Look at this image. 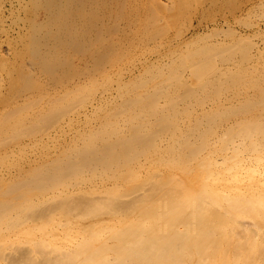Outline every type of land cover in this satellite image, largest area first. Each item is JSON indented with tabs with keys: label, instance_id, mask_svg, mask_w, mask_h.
I'll use <instances>...</instances> for the list:
<instances>
[{
	"label": "bare ground",
	"instance_id": "bare-ground-1",
	"mask_svg": "<svg viewBox=\"0 0 264 264\" xmlns=\"http://www.w3.org/2000/svg\"><path fill=\"white\" fill-rule=\"evenodd\" d=\"M263 29L264 0H0V264H264Z\"/></svg>",
	"mask_w": 264,
	"mask_h": 264
},
{
	"label": "rangeland",
	"instance_id": "rangeland-1",
	"mask_svg": "<svg viewBox=\"0 0 264 264\" xmlns=\"http://www.w3.org/2000/svg\"><path fill=\"white\" fill-rule=\"evenodd\" d=\"M256 23H257V21H256ZM263 31H264V29H263Z\"/></svg>",
	"mask_w": 264,
	"mask_h": 264
}]
</instances>
